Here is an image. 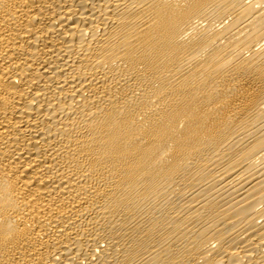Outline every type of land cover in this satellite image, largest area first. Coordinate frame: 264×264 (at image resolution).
Wrapping results in <instances>:
<instances>
[{"label": "bare ground", "instance_id": "6f19581e", "mask_svg": "<svg viewBox=\"0 0 264 264\" xmlns=\"http://www.w3.org/2000/svg\"><path fill=\"white\" fill-rule=\"evenodd\" d=\"M0 264H264V0H0Z\"/></svg>", "mask_w": 264, "mask_h": 264}]
</instances>
